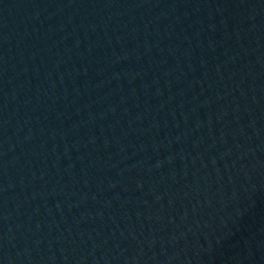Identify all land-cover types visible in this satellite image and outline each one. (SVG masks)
I'll use <instances>...</instances> for the list:
<instances>
[{"label": "water", "instance_id": "water-1", "mask_svg": "<svg viewBox=\"0 0 264 264\" xmlns=\"http://www.w3.org/2000/svg\"><path fill=\"white\" fill-rule=\"evenodd\" d=\"M0 264H264V0H0Z\"/></svg>", "mask_w": 264, "mask_h": 264}]
</instances>
